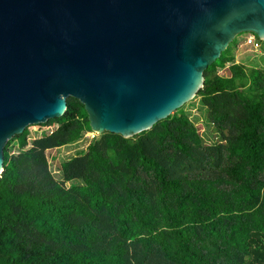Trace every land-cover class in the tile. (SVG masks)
Wrapping results in <instances>:
<instances>
[{
	"label": "trees",
	"instance_id": "trees-1",
	"mask_svg": "<svg viewBox=\"0 0 264 264\" xmlns=\"http://www.w3.org/2000/svg\"><path fill=\"white\" fill-rule=\"evenodd\" d=\"M230 43L195 93L201 131L182 104L131 136L98 133L59 177L46 151L90 130L79 99L12 135L0 264H264V57L235 61Z\"/></svg>",
	"mask_w": 264,
	"mask_h": 264
},
{
	"label": "water",
	"instance_id": "water-1",
	"mask_svg": "<svg viewBox=\"0 0 264 264\" xmlns=\"http://www.w3.org/2000/svg\"><path fill=\"white\" fill-rule=\"evenodd\" d=\"M240 32L264 39V0H0V173L6 141L67 96L97 133L148 129Z\"/></svg>",
	"mask_w": 264,
	"mask_h": 264
},
{
	"label": "rangeland",
	"instance_id": "rangeland-1",
	"mask_svg": "<svg viewBox=\"0 0 264 264\" xmlns=\"http://www.w3.org/2000/svg\"><path fill=\"white\" fill-rule=\"evenodd\" d=\"M246 33L247 32L238 33L231 41L232 43H230V46L232 45L234 60L243 62L245 65H262V57H264V39H261V44L259 47H254L251 44L243 42L242 36ZM228 64L229 62H226L225 66L219 68L218 72L221 74H227ZM183 108L189 113L192 120L197 124L199 130H203L204 122L202 117L204 114V109L198 103V96L194 94L190 99L183 103ZM39 134L40 132L30 129L28 141L30 142L31 138ZM86 142V138L81 137L72 143L60 146L58 148L48 149L46 151L50 169L56 177H59V163L84 149ZM11 150L16 151L15 144H13Z\"/></svg>",
	"mask_w": 264,
	"mask_h": 264
},
{
	"label": "built area",
	"instance_id": "built-area-1",
	"mask_svg": "<svg viewBox=\"0 0 264 264\" xmlns=\"http://www.w3.org/2000/svg\"><path fill=\"white\" fill-rule=\"evenodd\" d=\"M243 42L247 43V44H251L254 47H259V45L261 44V38H257L253 33L251 32H247L246 34H244L242 36ZM97 135V132L94 130H85L82 133V137L86 138L87 142L92 138H94Z\"/></svg>",
	"mask_w": 264,
	"mask_h": 264
}]
</instances>
